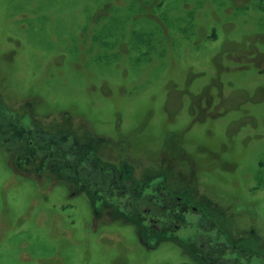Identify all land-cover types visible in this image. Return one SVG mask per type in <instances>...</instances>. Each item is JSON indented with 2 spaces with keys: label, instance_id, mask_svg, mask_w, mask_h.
I'll list each match as a JSON object with an SVG mask.
<instances>
[{
  "label": "rangeland",
  "instance_id": "obj_1",
  "mask_svg": "<svg viewBox=\"0 0 264 264\" xmlns=\"http://www.w3.org/2000/svg\"><path fill=\"white\" fill-rule=\"evenodd\" d=\"M75 109L139 168L179 147L194 202L233 214L245 247L264 234V0H0L5 125L68 129ZM11 146L0 135V264H209L142 245L107 208L96 219L83 183L30 172Z\"/></svg>",
  "mask_w": 264,
  "mask_h": 264
},
{
  "label": "flooded vegetation",
  "instance_id": "obj_2",
  "mask_svg": "<svg viewBox=\"0 0 264 264\" xmlns=\"http://www.w3.org/2000/svg\"><path fill=\"white\" fill-rule=\"evenodd\" d=\"M1 114L2 110L0 118ZM15 116L17 114L8 117ZM34 119L37 118L29 115L27 123L20 126L21 130L28 133V122L33 125ZM37 120L43 122V119ZM83 125H79L82 129L80 139L84 137ZM6 126H12L11 130ZM40 126L44 127L42 124ZM54 128L57 127L48 128L47 131L42 129L38 133L36 131V139H41L43 147L47 148L44 155L42 152L38 153L39 147L30 149L25 146L27 148L23 149L18 145L14 146L12 142L8 150H12L14 161L22 159L25 165L33 166L29 168L30 172L38 171V174L44 165L45 169L54 170L59 160L67 158L63 150L66 132L62 129L53 132ZM7 133H11L12 137H20L19 129L13 121L11 124L0 125V134L5 137ZM90 139L86 137V141L74 143L76 157L73 169L80 167L81 172H72L67 179L76 186L81 182L89 189L94 199L93 215L96 219L101 215L100 211L107 208L114 219L120 218L126 224H133L140 243L148 248L172 243L176 248L188 246L194 257H202L209 264H264V237H259L253 231L248 232L247 235L253 238L249 243L253 246L245 247L243 242H239L244 233L237 231L233 214L227 210L221 212L220 221L213 216L212 211L211 216L201 205L194 202V179L187 180L183 174L175 172L181 161L188 160L187 154L179 147L172 153L169 152L172 157L166 154L158 161L155 159V163H147L145 168H139L136 166L137 162L131 160L129 150H122L120 146L102 137ZM106 146H111V149H106ZM85 147L90 148L87 154L84 153ZM112 152L114 156H111ZM105 163L109 166L102 168L100 165ZM143 165L145 164L139 166ZM148 168L156 170L145 173ZM80 173L81 176L85 174L81 179ZM58 176H63L60 170ZM72 176L76 179H72ZM211 208L218 209L215 205H211ZM214 220L225 224L226 229L219 232L215 228ZM233 230H236L237 237L232 236ZM183 240L189 243L186 244Z\"/></svg>",
  "mask_w": 264,
  "mask_h": 264
},
{
  "label": "crops",
  "instance_id": "obj_3",
  "mask_svg": "<svg viewBox=\"0 0 264 264\" xmlns=\"http://www.w3.org/2000/svg\"><path fill=\"white\" fill-rule=\"evenodd\" d=\"M71 111H74L73 108L71 109ZM81 111H79L78 109H75V121H76V124L75 126L71 127V128H68V129H63V128H60V127H57V128H54L53 129V132H56L57 130L59 129H62L66 132V137H65V140H64V147H63V150L64 152L66 153V159L65 160H59L56 164V167L54 169V173H57V177L60 179V180H65V181H68L67 177L72 175V172H81V168L78 167L77 169H73L74 168V158L76 157L74 152L76 147L74 146V143L76 142H83V138L80 139V134L82 133V129L81 127H79L80 123H83L84 124V121L80 119V115H81ZM3 116L4 114H1V118H0V125L1 126H4L5 123H4V120H3ZM8 117V116H7ZM8 121H13L14 124H15V127L19 129V132H20V137H12L11 136V133H7V135H4L5 137H7V139H10V142H14V146H17V143H20L21 146L24 147L25 146H28L30 149H32L33 147H39L40 149H38V153L40 154L41 152L43 153L42 155H44L46 153V147H43V144L41 142V139L37 140L36 139V135L38 132H41L43 131L42 129L41 130H36L34 128V126L32 124H30L28 122V133L26 132H23L20 128V126L23 125V123H21V117L20 116H15L14 118L13 117H8ZM12 127V126H10ZM8 126H6V128H10ZM53 128V127H52ZM37 131V133H36ZM46 131V130H45ZM2 135V134H0ZM8 137H11V138H8ZM98 137H101V136H98ZM103 138V137H102ZM22 141V142H19V141ZM32 142V143H30ZM27 148V147H25ZM83 157V156H82ZM30 167L32 168L33 166L30 165ZM56 169H58V171H56ZM59 170H60V173L63 174L62 177L58 176L59 175ZM34 173H38V171L34 172ZM40 174H46L47 173V168L45 169V165L43 166L42 170L39 171ZM71 173V174H70ZM74 177L72 176V179ZM71 179V180H72ZM76 179V178H74ZM81 179V178H80ZM69 182V181H68ZM256 218V217H255ZM259 237H264V234H257Z\"/></svg>",
  "mask_w": 264,
  "mask_h": 264
},
{
  "label": "trees",
  "instance_id": "obj_4",
  "mask_svg": "<svg viewBox=\"0 0 264 264\" xmlns=\"http://www.w3.org/2000/svg\"><path fill=\"white\" fill-rule=\"evenodd\" d=\"M85 139H86V135H84V137H83V141H86ZM89 139H90V138H89ZM90 140H91V139H90ZM87 142H88V140H87ZM89 150H90L89 147H85V148H84V153L87 154ZM83 157H86V156H83Z\"/></svg>",
  "mask_w": 264,
  "mask_h": 264
}]
</instances>
